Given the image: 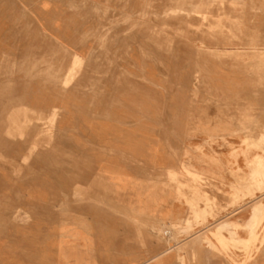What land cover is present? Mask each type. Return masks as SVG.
I'll return each mask as SVG.
<instances>
[{"label": "crops", "instance_id": "0c3cea01", "mask_svg": "<svg viewBox=\"0 0 264 264\" xmlns=\"http://www.w3.org/2000/svg\"><path fill=\"white\" fill-rule=\"evenodd\" d=\"M147 2L0 0L3 263L264 264V247H232L251 241L264 201L232 188L230 151L188 164L186 152L224 117L196 112L193 127L185 94L172 99L160 74L170 64L155 62L170 48L123 25L138 22ZM53 108L49 149L36 120ZM187 165L202 178L191 191L177 185Z\"/></svg>", "mask_w": 264, "mask_h": 264}, {"label": "rangeland", "instance_id": "374dc122", "mask_svg": "<svg viewBox=\"0 0 264 264\" xmlns=\"http://www.w3.org/2000/svg\"><path fill=\"white\" fill-rule=\"evenodd\" d=\"M144 11L145 14L139 12L138 22L124 21L123 25L129 31L153 32L159 38L158 45L170 48V54L156 55L155 62L170 64V70L160 74L171 79L172 99L185 94L192 126L196 112L225 119L224 128L219 121L220 128L206 134L202 146L186 152L188 164L196 158L211 161L210 152L216 147L226 148L232 160L230 168L234 165L232 188L250 191L252 202L264 201L255 198L256 193L264 196V0H148ZM75 59L79 62L82 58L75 55ZM36 121L49 132L36 138L53 149L54 134L50 128L54 108L52 118L44 116ZM32 141L31 152L35 154L37 142ZM181 169L187 183L177 185L195 190L201 184V176L194 174L192 165ZM257 207L258 204L254 208L251 241L240 245L233 241V248L254 254L264 247V225L260 226L264 213L257 216ZM30 219L28 214L26 221ZM193 222H206V218L195 216ZM220 244L228 249V244ZM33 249L27 248L28 253ZM33 254L27 257L32 258ZM0 264L6 263L0 259Z\"/></svg>", "mask_w": 264, "mask_h": 264}]
</instances>
